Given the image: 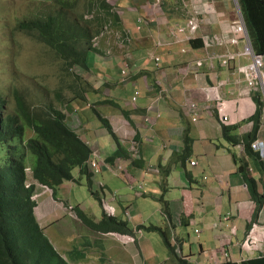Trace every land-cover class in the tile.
Wrapping results in <instances>:
<instances>
[{"label": "crops", "instance_id": "1", "mask_svg": "<svg viewBox=\"0 0 264 264\" xmlns=\"http://www.w3.org/2000/svg\"><path fill=\"white\" fill-rule=\"evenodd\" d=\"M108 1L113 5L111 12L116 10L113 26L121 29L119 48L124 49L120 61L106 63L100 61L102 49L96 47L90 66L99 81L96 86L91 83L97 99L90 103L97 122L90 118L87 123L81 122L80 132L74 130L82 139L95 142L93 148L108 162L93 177L97 195L91 194L108 198L110 206H105V213L127 227L121 231L102 226L97 229L101 220L94 218L98 226H90V231L82 230L79 224L83 220L78 223L79 230L70 229L64 222L72 217L68 213L74 211L72 207L62 202L65 206L61 211L60 200L55 203L51 193L37 187L35 213L41 227L46 233L56 221L54 216L62 212V256L70 264H163L171 258L167 244V258L160 262L147 254L151 249L142 232L152 215L151 207L159 210L158 220L168 226L167 234H173L169 237L172 245L193 264H223L229 260L242 264L258 258L244 252L242 246L253 227H264V208L258 212L251 187L233 155L249 162L248 173L261 195L262 175L243 145L230 143L224 135V130L239 139L250 134L257 110L254 98L260 95L264 99L262 91L249 88L235 70L250 62L244 55L243 41L228 43L233 37L232 21L238 17L237 1ZM192 16L202 18L197 33L202 47L198 49L192 48V40L170 33L172 27L184 25ZM203 38L215 41L206 46ZM101 40L102 47L110 45L108 39ZM229 53L236 59L226 68L219 57ZM198 60L203 62L201 67L194 64ZM125 66L128 70L123 74ZM102 86L109 88L107 93L100 92ZM190 103L202 108L196 121L195 113L188 109ZM102 119L117 140L110 136ZM258 133L252 146L262 148L263 118ZM131 150L136 159L129 154ZM120 165L122 170L118 171ZM149 202L154 205L148 206ZM187 227L195 235L187 233ZM52 241L57 240L52 236Z\"/></svg>", "mask_w": 264, "mask_h": 264}, {"label": "trees", "instance_id": "2", "mask_svg": "<svg viewBox=\"0 0 264 264\" xmlns=\"http://www.w3.org/2000/svg\"><path fill=\"white\" fill-rule=\"evenodd\" d=\"M42 1L50 3L45 14L29 22L21 21L19 27L35 33L36 38L45 43L63 63L68 73L75 71V68L82 74L91 72L90 58L96 49L92 39L100 29L94 31L86 25L78 12L73 13L80 7L79 3L86 0ZM238 4L254 51L264 56V0H238ZM85 6L97 7L103 12L105 20L114 16V13L110 12L112 8L109 7L107 0H89ZM190 44L194 49L202 47L200 39L192 40ZM75 79L76 83L69 85L74 93L72 98L65 101L63 89L54 92L57 99L62 102V109L53 101L31 104L16 88L12 90L15 107L8 109L7 96L0 92V264H70L53 246L37 221L34 213L36 202L32 200L35 187L26 186L25 170L30 168L34 180L52 189L54 196L57 194L56 189L65 182H75L74 169H78L80 175L87 177L89 188L92 190L93 174L88 165L92 149L67 124L64 112L66 104L75 100L85 101V95L89 93L81 84L83 77L75 76ZM254 99L257 110L251 119L252 132L240 139L231 135L228 130H224V135L230 143L242 144L246 154L258 163L264 187V159H261L260 154L256 153L252 146L262 126L264 101L260 95ZM102 123L110 136L117 140L108 122L102 119ZM233 158L240 165L239 170L251 187L252 198L257 202L258 212H262L264 194L257 192L256 181L248 173L249 162L239 159L236 155H233ZM91 193L97 195L96 192ZM78 208L75 209L84 224L96 225ZM101 226L113 227L120 231L127 227L126 223L105 212L97 229H102ZM148 229L162 233L157 226L151 225ZM162 234L171 257L163 264H193L179 254V248L172 245L167 232ZM223 264L238 263L227 261ZM242 264H264V256L260 255Z\"/></svg>", "mask_w": 264, "mask_h": 264}, {"label": "rangeland", "instance_id": "3", "mask_svg": "<svg viewBox=\"0 0 264 264\" xmlns=\"http://www.w3.org/2000/svg\"><path fill=\"white\" fill-rule=\"evenodd\" d=\"M88 2L89 0L79 3L78 6L80 7L75 9L73 13L77 14L78 12V14L84 18L86 25L94 31L100 29L99 33L92 39L93 42L94 38L98 36L97 44L93 45L95 47L99 46L102 49L103 53L101 52L98 55L103 58L100 59V61L106 63H111V61H116L117 59L120 61L119 59H121L120 56L122 55L121 51L124 49L119 48L118 39L121 38V29L114 28L113 17L106 18L105 20L102 15L103 12L97 7L94 6L89 8L85 6ZM107 3L110 5V8H113V5L109 1ZM48 6H50V3H45L42 0H0V92L7 96L9 101L8 109L15 107V100L12 93L13 88H16L22 93L31 104L53 101L56 106L62 109V102L57 99L54 92L63 89L64 96L66 97L65 101H67L74 96L69 85L76 83L75 76L83 77L81 84L89 92L85 95V101L75 100L66 104L67 107L64 109L67 117V124H69L72 129L80 132L79 130H82L83 127L81 122L83 124L87 123L90 118L92 122H97V114L91 107H88L87 103L97 99V94L92 93L95 91H93L91 83L96 86V81L99 80L93 77L92 72L89 71L82 74L78 68L68 73L65 71L63 63L52 53L51 49L45 43L36 38L35 33L22 30L19 27L21 21L29 22L45 14ZM114 11L116 13L115 9ZM111 31H113V33L110 34ZM100 37L102 39H108L106 42H110L109 46L107 44L103 45V47L106 46L107 48L102 47L103 41L101 40V42H99V39H101ZM86 83L89 85H86ZM103 83L105 84L106 82H102V84ZM108 89V87L102 86L99 90L101 93H107ZM121 90L125 91L124 88H121ZM113 97H116L114 92ZM95 125L96 124H92L93 127ZM83 139L85 138L83 137ZM87 144L93 146L95 142L91 143L88 139ZM97 175L98 174H94V176ZM73 176L75 182H65L61 187L56 189L57 194L55 203L57 200H60L58 204L61 211L62 207L64 208L65 206L64 204L68 203L72 208H81L82 212L90 220L94 221L95 218L102 221L105 209L107 211L104 204L110 206L108 198L102 199V196H93L91 191L96 188L94 186L95 183H92V190H90L87 177L80 175L78 169H74ZM93 192H96V190ZM46 197L47 196L41 197L38 202H42ZM104 200L107 202L103 204L101 201ZM62 202H64V204ZM152 204L154 205V203L149 202L148 206ZM50 207H52V204ZM149 210L152 215L146 221L145 226L142 227V232H144V236L148 239V246L151 249L147 254L152 256V258H158L160 262H162L163 258H167L169 252L165 245L167 243H165L162 234L167 232L168 226H164L162 222L158 220V215L160 214L159 210L152 209L151 207ZM69 212L72 211L68 210V213ZM72 215L73 217L67 218L64 223L69 224L70 229L79 230L78 223H80V220L74 213H72ZM150 218L151 221H149ZM54 219L56 220L54 225L48 229L45 235L57 251L62 254V212L59 216H54ZM152 222H156V224ZM95 223L98 225V221ZM79 225L84 233L87 232L88 229L90 231L89 225L84 223H80ZM151 225L158 226V228L162 230H160L162 233H154L151 229L147 230ZM185 229L187 233L190 232L195 235L192 230L188 231V227ZM52 236L57 241H52ZM170 236L173 237V234L168 233V237ZM152 258L150 257V259Z\"/></svg>", "mask_w": 264, "mask_h": 264}, {"label": "built area", "instance_id": "4", "mask_svg": "<svg viewBox=\"0 0 264 264\" xmlns=\"http://www.w3.org/2000/svg\"><path fill=\"white\" fill-rule=\"evenodd\" d=\"M237 1V0H236ZM238 8V17L236 20L232 21L231 24V30L233 32V37H231L228 40V43L231 44H238L239 41H243L244 43V55L250 59V62L246 65H239L235 68V70L242 74L244 77V80L249 88H259L263 95H264V56L257 54L254 51V48L252 46L251 40L249 38L247 27L244 22V19L242 17V14L240 13L239 7ZM202 18L198 16H192L190 19L186 21L184 25H178L175 27H172L170 29V33L173 37H183L187 40H194L197 39V33L201 29L202 25ZM141 22V21H140ZM94 38L93 44H97V39ZM101 38V37H100ZM100 40V39H99ZM215 39L213 38H203L204 44L207 46L210 43H213ZM203 44V45H204ZM185 51V50H183ZM127 57L130 58V53L127 54ZM215 57V55H213ZM156 62H159V58H154ZM220 63L223 67H229L230 64L235 61L236 56L233 53H229L226 56L219 57ZM196 67H201L203 62L201 60L196 61L195 63ZM126 70H128V66H125V68L122 70V73L125 74ZM221 86V84H219ZM138 93H136V96L133 97V101L136 100ZM188 109L195 113L194 121L198 119V116L200 112L202 111V108H200L197 104L190 103L188 105ZM228 117H224L223 120L226 122L228 121ZM263 157H264V150L262 151ZM102 163V159L97 151H94L92 154V160L90 162V166L94 172H99L100 166ZM192 165H195L196 162H192ZM117 170H122V166H118ZM243 249H245L248 253L254 254L256 252L264 251V227H256L251 231V233L248 236V239L246 243L243 246Z\"/></svg>", "mask_w": 264, "mask_h": 264}, {"label": "clouds", "instance_id": "5", "mask_svg": "<svg viewBox=\"0 0 264 264\" xmlns=\"http://www.w3.org/2000/svg\"><path fill=\"white\" fill-rule=\"evenodd\" d=\"M237 2H238V0H237ZM237 5H238V3H237ZM240 8V7H239ZM112 10H113V8H112ZM242 14V13H241ZM243 17V16H242ZM107 27V26H106ZM108 29V28H107ZM195 40V39H194ZM94 46V45H93ZM95 47V46H94ZM96 48V47H95ZM227 68V67H226ZM92 72V71H91ZM263 98H264V95H263ZM263 101H264V99H263ZM88 107H91V103L89 102V104H88ZM263 119H264V116H263ZM84 141H86V139H83ZM87 142V141H86ZM262 145V148H258L257 146L258 145H255L254 144V146H253V148H254V151L256 152V153H259L260 154V157L261 158H263L264 159V157H263V153H262V151L264 150V144H261ZM90 146V145H89ZM91 147V146H90ZM93 147H95V146H92L91 147V149H92V154H93V152L94 151H97L98 153H99V155H100V157H101V159H102V163H101V166H100V170H99V172H94L93 170H92V168H91V166H90V162H91V160H92V154H91V158L89 159V161H88V165H89V168L91 169V173L93 174V176H94V174H99L101 171H102V167L104 166V165H107L108 164V162L106 161V159H104L103 157H102V154L100 153V151L98 150V149H94ZM257 147V148H256ZM130 153L129 154H131V156H132V159H136L137 158V156H135L134 154L135 153H132V150L131 151H129ZM25 172L27 173V181H26V186L27 187H30V186H34L35 187V190H34V194H33V196H32V200L33 201H35L36 202V206H35V208L37 207V199H38V196H39V194L36 192V190H37V187L38 188H42V189H44L45 191H47V192H49V193H51L52 194V196L54 197V199H55V197L56 196H54V192H53V190L52 189H50L48 186H45V185H42V184H40V183H38L37 181H35L34 180V178H33V176H32V170L30 169V168H27L26 170H25ZM92 176V177H93ZM105 203V202H104ZM71 206V205H70ZM104 206H106L105 204H104ZM107 206H108V204H107ZM35 208H34V213H35ZM71 209H73L74 211H72L71 212V215H72V213H74V215H75V213H76V217L79 219V220H82L81 218H80V216H78V213H77V211H76V209L75 208H71ZM35 216H36V213H35ZM72 217H73V215H72ZM36 218H37V216H36ZM38 221V220H37ZM39 222V221H38ZM40 224V223H39ZM41 226V225H40ZM256 227H262V226H259V225H257V226H255V227H253L252 229H251V231L253 230V229H255ZM42 228V227H41ZM43 229V228H42ZM44 230V229H43ZM251 231H250V233H251ZM44 233H45V231H44ZM249 233V234H250ZM46 234V233H45ZM249 236V235H248ZM247 239H248V237H247ZM247 241V240H246ZM246 243V242H245ZM244 246V245H243ZM243 246H242V250L244 251V252H247L245 249H243ZM248 253V252H247ZM250 254V253H249ZM250 255H259L258 257H260V255H263L264 256V251H260V252H256V253H254V254H250ZM226 256H227V258H230V254H226ZM230 259H232V257L230 258ZM229 261H232V260H229ZM227 262V261H226ZM233 262V261H232Z\"/></svg>", "mask_w": 264, "mask_h": 264}, {"label": "water", "instance_id": "6", "mask_svg": "<svg viewBox=\"0 0 264 264\" xmlns=\"http://www.w3.org/2000/svg\"><path fill=\"white\" fill-rule=\"evenodd\" d=\"M238 3V2H237ZM238 7H239V4H238ZM239 10H240V8H239ZM240 13H241V11H240Z\"/></svg>", "mask_w": 264, "mask_h": 264}]
</instances>
